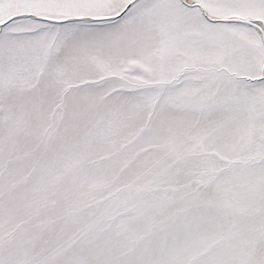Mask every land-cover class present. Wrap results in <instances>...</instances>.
<instances>
[{
  "label": "snow or ice",
  "instance_id": "1",
  "mask_svg": "<svg viewBox=\"0 0 264 264\" xmlns=\"http://www.w3.org/2000/svg\"><path fill=\"white\" fill-rule=\"evenodd\" d=\"M0 264H264V0H0Z\"/></svg>",
  "mask_w": 264,
  "mask_h": 264
}]
</instances>
